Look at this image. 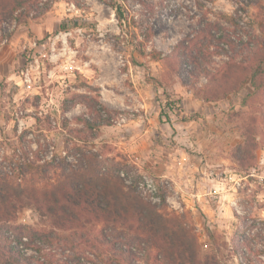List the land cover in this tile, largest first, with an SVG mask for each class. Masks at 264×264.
I'll use <instances>...</instances> for the list:
<instances>
[{
  "label": "rangeland",
  "instance_id": "obj_1",
  "mask_svg": "<svg viewBox=\"0 0 264 264\" xmlns=\"http://www.w3.org/2000/svg\"><path fill=\"white\" fill-rule=\"evenodd\" d=\"M111 1L55 0L37 18L8 17L0 23V179L22 190L15 223L50 228L37 199L63 175L92 165L112 179L120 175L158 211L181 219L202 252L218 247L222 263L264 264V250L252 252L253 262L231 250L241 225L237 213L249 215L250 222L253 216L264 221V184L257 177L264 176V98L246 81L237 92L204 100L182 84L167 56L208 22L233 36L257 34L264 0H119L123 26ZM67 20L78 24L62 30L60 23ZM84 20L87 27L81 26ZM154 51L163 56L154 58ZM209 51H214L212 72L242 60L217 44ZM27 72L30 80L22 81ZM208 82L202 75L197 89ZM165 91L175 101L173 110L164 106ZM96 113L112 124L90 130L76 119ZM250 115L258 127L246 172L237 157L245 142L241 127ZM93 154L99 162L89 159ZM30 161L44 176L28 168ZM237 176L242 184L235 188ZM145 177L159 185L164 202L145 194ZM98 227L89 222L79 229L84 239L74 248L54 239L27 251L39 264L100 262L90 252ZM254 241L264 249V234Z\"/></svg>",
  "mask_w": 264,
  "mask_h": 264
},
{
  "label": "trees",
  "instance_id": "obj_2",
  "mask_svg": "<svg viewBox=\"0 0 264 264\" xmlns=\"http://www.w3.org/2000/svg\"><path fill=\"white\" fill-rule=\"evenodd\" d=\"M54 1L0 0V23L8 17L18 22H26L28 16L37 18L48 11ZM76 1L77 5L80 4L79 0ZM110 5L115 9L120 26H123L125 16L122 3L112 0ZM243 12L247 13V9L244 8ZM85 23L84 20L81 26L87 27ZM75 24L78 23L67 20L60 23V28L69 30ZM258 29L257 34L248 32L233 36L228 30L221 31L216 24L208 22L199 29L197 36L179 41L172 54L167 56L171 57L182 84L195 88L204 100H217L237 92L246 81L251 83L257 95L264 98V18L259 22ZM214 44L242 56V60L227 61L222 68L212 72L209 56L214 51H209V48ZM139 51L144 54V51ZM161 56L162 51L153 52L154 58ZM202 75L208 77L209 82L197 89L196 82ZM165 95L164 106L173 110L175 101L171 99L169 91H165ZM67 108L68 105H64V109ZM166 118L169 120L168 114ZM76 119L90 130L112 124L111 118L102 113L78 115ZM257 127L254 115H250L241 127L245 142L240 149L242 155L237 159L245 162L246 172L252 167L249 160L256 148ZM94 155H90L89 159L99 162ZM61 161L68 163L65 157ZM27 166L34 172H42L40 165L34 161ZM124 186L127 185L120 175L112 179L100 174L92 165L87 170L63 175L37 199V209L41 215L47 216L50 228H35L15 223V213L21 207L17 200L22 190L0 179V264H39L35 255L28 253L27 249L41 250L39 245H35L40 241H68L74 248L77 241L84 239V233L79 229H84L89 222L99 226L90 252L100 262L90 258L92 264H226L220 260L218 247L202 252L195 233L181 219L158 211L142 199L132 185H128L127 189ZM161 198L164 202L166 195L162 193ZM237 217L241 225L234 233L231 250L234 254H241L248 262H253L252 252L261 254L264 250L257 247L254 241L264 234V227L258 226L264 221L260 222L253 216L250 222L249 215L238 213ZM258 227L259 231L253 234L251 231ZM86 238L89 241L90 238Z\"/></svg>",
  "mask_w": 264,
  "mask_h": 264
},
{
  "label": "built area",
  "instance_id": "obj_3",
  "mask_svg": "<svg viewBox=\"0 0 264 264\" xmlns=\"http://www.w3.org/2000/svg\"><path fill=\"white\" fill-rule=\"evenodd\" d=\"M22 81H29V73L27 72L24 76V79L21 78ZM251 175H254V173H251ZM259 178V181L264 184V176L263 175H257ZM241 177L237 176L233 179V185L235 188H238L241 186ZM141 187L143 188L145 194H147L151 200L154 202H160L161 196L159 194V185L154 181L153 178L145 177V180L141 184Z\"/></svg>",
  "mask_w": 264,
  "mask_h": 264
}]
</instances>
